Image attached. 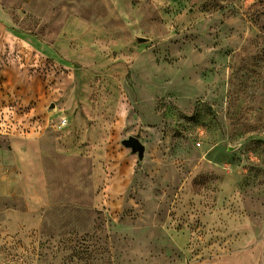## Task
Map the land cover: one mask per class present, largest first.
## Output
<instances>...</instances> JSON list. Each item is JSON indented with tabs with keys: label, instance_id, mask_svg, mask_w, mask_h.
<instances>
[{
	"label": "rangeland",
	"instance_id": "1",
	"mask_svg": "<svg viewBox=\"0 0 264 264\" xmlns=\"http://www.w3.org/2000/svg\"><path fill=\"white\" fill-rule=\"evenodd\" d=\"M13 65L44 98L0 118L33 123L51 202L0 208V264H208L263 241L264 0H0Z\"/></svg>",
	"mask_w": 264,
	"mask_h": 264
},
{
	"label": "crops",
	"instance_id": "2",
	"mask_svg": "<svg viewBox=\"0 0 264 264\" xmlns=\"http://www.w3.org/2000/svg\"><path fill=\"white\" fill-rule=\"evenodd\" d=\"M44 93L41 80L34 78L31 82L18 66L1 68L0 109L4 112L14 113L16 108L29 106L32 100L42 101ZM42 106L38 102L36 109L41 110ZM1 122L5 125V131L1 135L4 143L0 146V208L18 203L28 213H36L46 208L51 198L42 164L31 144L35 138L23 135L24 130L33 123L18 115L13 118H0V125ZM260 253H264V239L258 245H251L246 249L242 253V260L236 250L222 260L209 261L208 264H264L260 257L258 262L255 260Z\"/></svg>",
	"mask_w": 264,
	"mask_h": 264
},
{
	"label": "water",
	"instance_id": "3",
	"mask_svg": "<svg viewBox=\"0 0 264 264\" xmlns=\"http://www.w3.org/2000/svg\"><path fill=\"white\" fill-rule=\"evenodd\" d=\"M123 144L125 147L130 148L133 153H138L139 156H142L144 149L136 138L131 137L124 141Z\"/></svg>",
	"mask_w": 264,
	"mask_h": 264
},
{
	"label": "built area",
	"instance_id": "4",
	"mask_svg": "<svg viewBox=\"0 0 264 264\" xmlns=\"http://www.w3.org/2000/svg\"><path fill=\"white\" fill-rule=\"evenodd\" d=\"M65 122H63V125H64Z\"/></svg>",
	"mask_w": 264,
	"mask_h": 264
}]
</instances>
